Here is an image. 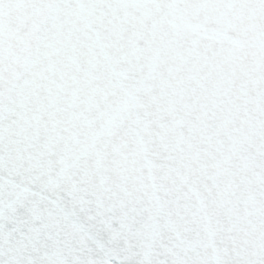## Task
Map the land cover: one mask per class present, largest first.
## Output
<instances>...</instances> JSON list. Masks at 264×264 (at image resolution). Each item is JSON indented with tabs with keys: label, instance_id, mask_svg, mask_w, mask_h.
Segmentation results:
<instances>
[{
	"label": "water",
	"instance_id": "1",
	"mask_svg": "<svg viewBox=\"0 0 264 264\" xmlns=\"http://www.w3.org/2000/svg\"><path fill=\"white\" fill-rule=\"evenodd\" d=\"M0 264H264V0H0Z\"/></svg>",
	"mask_w": 264,
	"mask_h": 264
}]
</instances>
